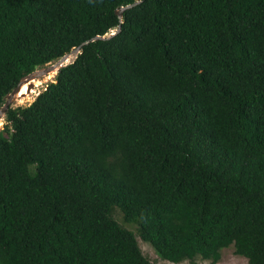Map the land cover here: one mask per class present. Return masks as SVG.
I'll return each instance as SVG.
<instances>
[{
    "label": "trees",
    "instance_id": "1",
    "mask_svg": "<svg viewBox=\"0 0 264 264\" xmlns=\"http://www.w3.org/2000/svg\"><path fill=\"white\" fill-rule=\"evenodd\" d=\"M0 0V264H264V0Z\"/></svg>",
    "mask_w": 264,
    "mask_h": 264
},
{
    "label": "rangeland",
    "instance_id": "2",
    "mask_svg": "<svg viewBox=\"0 0 264 264\" xmlns=\"http://www.w3.org/2000/svg\"><path fill=\"white\" fill-rule=\"evenodd\" d=\"M52 62H54V61H50L47 64L52 63ZM55 74H56V72L53 74V76L51 78L47 79L41 85H39L38 88L35 87V91L30 93L31 95H30L29 99L26 100L24 103L20 104L18 102H14L12 104V106L28 104L35 97V95L41 89L44 88L46 83L51 81L54 78ZM49 75H51V73H49ZM49 75L47 74L45 76L39 77L38 79L43 78V77L45 78L46 76H49ZM4 122H5V117L3 116L2 124H1L0 128H2ZM112 216L120 224L130 228L131 230H133L135 232V235H136V238H137V241H138V244H139V247H140L141 251L143 252L144 255H146L149 258V260L151 261L152 264H249L246 257L234 252L233 245H229L227 247L222 248L221 249V256H220L219 260L216 261V262H212L210 259L201 258L199 256L195 257L193 260L185 259V260H182L180 262L169 261L167 259H164V258L160 257L157 254V252L155 251V249L153 248V246L149 242L143 240L139 236V234L137 232V224L136 223H134V222H126V221L123 220L121 212L118 210V208H115L112 211Z\"/></svg>",
    "mask_w": 264,
    "mask_h": 264
},
{
    "label": "water",
    "instance_id": "3",
    "mask_svg": "<svg viewBox=\"0 0 264 264\" xmlns=\"http://www.w3.org/2000/svg\"><path fill=\"white\" fill-rule=\"evenodd\" d=\"M136 2H138V0H136L132 3H128L126 5H122L119 8H117L116 11H117L118 15L121 16L122 10L125 7H129L133 4H135ZM119 28H120V25H118V27L116 29L112 30L110 33L103 34V35L97 34V35L93 36L92 38H89V39L83 41L81 44L74 46L69 52L64 53L61 57L57 58L52 63L47 64L48 63L47 62L43 65H36V67L32 71L26 73L25 75H23L20 78V80L18 81L16 86L14 88H12V90H10L9 92L6 93L5 100L2 103V105L0 106V119L3 118V116H5L7 109L10 106H12V104L15 102L16 98L20 95L19 91H20L21 86L24 82H28L27 88H28V90H30L31 86H33V83L30 82L31 80H33L39 76L45 75L48 72L53 71V70H55V72H57L61 66L72 61L77 56L78 52L81 49L82 44L90 41L91 39L108 37V36L114 34L116 31H118Z\"/></svg>",
    "mask_w": 264,
    "mask_h": 264
},
{
    "label": "bare ground",
    "instance_id": "4",
    "mask_svg": "<svg viewBox=\"0 0 264 264\" xmlns=\"http://www.w3.org/2000/svg\"><path fill=\"white\" fill-rule=\"evenodd\" d=\"M54 71L55 70L49 72V73H51V75H49V73H47L49 76H46L45 78L43 77V78L38 79L39 77L45 76L47 74L39 76V77L31 80L30 82L33 83V86H31L30 90H28V88H27L28 82H24L21 86L20 91H19L20 95L16 98L15 102H18L21 104V103H24L26 100H28L30 95H31L30 93L35 91V87L38 88L39 85H41L44 81L51 78L53 76V74L55 73ZM1 124H2V118L0 119V127H1Z\"/></svg>",
    "mask_w": 264,
    "mask_h": 264
}]
</instances>
